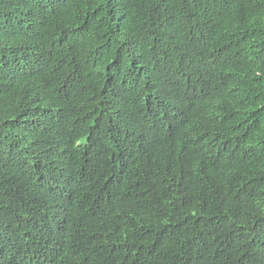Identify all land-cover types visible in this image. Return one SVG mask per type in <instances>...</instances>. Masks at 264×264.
Wrapping results in <instances>:
<instances>
[{"label":"trees","instance_id":"trees-1","mask_svg":"<svg viewBox=\"0 0 264 264\" xmlns=\"http://www.w3.org/2000/svg\"><path fill=\"white\" fill-rule=\"evenodd\" d=\"M0 264H264V0H0Z\"/></svg>","mask_w":264,"mask_h":264},{"label":"clouds","instance_id":"clouds-1","mask_svg":"<svg viewBox=\"0 0 264 264\" xmlns=\"http://www.w3.org/2000/svg\"><path fill=\"white\" fill-rule=\"evenodd\" d=\"M200 129H202V126L199 124L197 125L196 123L192 124L190 126V130L188 132H190V135L192 136L193 134V137H194V140H193V146L194 145H197L198 143H200L202 141L201 138H199L198 136L194 135V133H196L197 131H199ZM201 131V130H200ZM185 143H186V140H185Z\"/></svg>","mask_w":264,"mask_h":264}]
</instances>
